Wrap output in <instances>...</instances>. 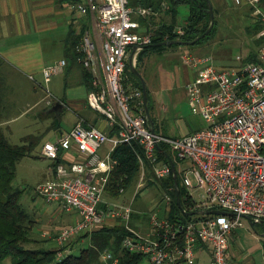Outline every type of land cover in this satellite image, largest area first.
<instances>
[{"label":"built area","instance_id":"built-area-1","mask_svg":"<svg viewBox=\"0 0 264 264\" xmlns=\"http://www.w3.org/2000/svg\"><path fill=\"white\" fill-rule=\"evenodd\" d=\"M132 1L79 0L72 5L78 14L90 15L93 26V38L84 34L79 46L83 54L80 60L92 75L93 89L87 101L116 129V134L110 136L98 127L78 122L56 140L44 142L41 154L54 162L53 175L37 184L35 191L45 202L77 214V219L55 237L59 245L80 232L121 221L130 232L123 238L122 248L145 255L148 264H203L195 260L199 246L211 251L210 262L204 264H230L232 230L242 225L245 216L252 223L264 221V44L258 51V61L240 68H217L210 56H183L184 62L198 72L184 87L192 112L204 119L205 126L178 137L156 129L152 132L155 124L144 113L143 92L132 86L126 88L123 81L128 49L137 46L140 50L152 42L151 33L139 32L136 16L149 17L158 10L132 5ZM261 1L232 0L235 5L252 6L253 14L264 25ZM176 33L183 34V27L178 26ZM259 36H264V27ZM66 63L61 59L44 67L45 82ZM134 143L142 151L137 154L139 174L134 187L147 181L146 161L152 165L155 179L173 175L169 159L163 162L157 156L159 150L167 153L161 148L163 144L180 162H189L180 173L193 208L220 209L233 215L204 213L183 222L170 221L154 211L146 232L135 228L130 223L131 205L105 197L114 168V150L121 144ZM103 145L109 146L106 160L99 153ZM64 152L71 155L68 163L61 158ZM125 191L121 186L120 196ZM163 200L169 202L170 195L164 193ZM100 260L103 264L119 262L109 250L101 252Z\"/></svg>","mask_w":264,"mask_h":264},{"label":"rangeland","instance_id":"rangeland-1","mask_svg":"<svg viewBox=\"0 0 264 264\" xmlns=\"http://www.w3.org/2000/svg\"><path fill=\"white\" fill-rule=\"evenodd\" d=\"M163 3L165 7L168 6L166 1ZM210 3L216 28L206 39L190 45L177 43L172 46L163 45L159 49L149 51L140 61H137V58L133 59L135 68L147 85L148 102L151 105L150 115L154 119L156 129L168 136H183L193 129L205 126L204 119L194 114L188 103L184 85L187 82L185 70L190 66L188 67L184 62L183 56H210L217 68H240L244 64L248 50L255 48L252 36L247 30L249 25L253 26L255 19L247 13L246 7L235 5L231 0H220V2L211 0ZM176 10V18L181 23L188 14L187 5H179ZM63 28L60 33L56 31V36L64 33L66 28L65 26ZM90 30L85 31L83 35L89 33L93 38V32ZM55 46L47 49L46 59L49 62L46 67L63 57ZM35 79L46 87L53 97L63 95L70 97L74 93L79 96L85 95L86 90L83 86L66 89L65 76L61 72L53 75L46 83L41 72L35 73ZM0 84L8 100L3 103V108L5 110L6 106L8 112L4 118L5 121L7 120L4 126L9 142L17 145L30 143L31 140L35 142L30 152L17 163L13 181L17 188L23 189L21 203L35 220L33 228L35 241L29 246L40 247L41 244L50 246L51 240L55 242L54 234H58L62 226L75 221L73 212L60 208L57 203L45 202L35 191L37 183L45 180L53 168V161L44 158L41 154V146L46 141H54L57 134L56 126L53 124L54 116L46 114L49 106L56 100H51V97L45 93L46 96L43 97V92L46 90L39 84V89L35 90L34 80L7 61L0 60ZM129 86H133L131 82L128 83ZM73 117L70 110L66 111L60 118L62 120L60 128L67 129L68 120H72ZM25 137H28L27 141ZM170 155L176 159L172 151ZM188 165V160L177 162L180 178V170L187 168ZM189 175L193 179L192 173ZM147 183L146 181L138 188L128 189L117 199L118 202L131 205L130 223L143 232L149 229L150 214L154 211L162 213L164 208L162 188L159 184L149 186ZM236 228L235 239L230 238L229 253L243 252L240 253L241 256H248L254 264H264V221L252 223L243 217L242 225ZM141 264H148L147 259Z\"/></svg>","mask_w":264,"mask_h":264},{"label":"trees","instance_id":"trees-1","mask_svg":"<svg viewBox=\"0 0 264 264\" xmlns=\"http://www.w3.org/2000/svg\"><path fill=\"white\" fill-rule=\"evenodd\" d=\"M79 0H72L76 3ZM166 1L168 6L162 8V2ZM135 0V4L152 7L154 10H166L171 14L169 23L163 22L158 28L152 32V42L155 41V36H160V40L181 39L183 41H191L200 34L204 33L209 24V2L211 0ZM186 4L189 6V13L183 24V34H177L176 29V8L179 5ZM248 10L247 13L254 17L255 23L252 27H247L254 41L255 48L249 49L243 63L250 61H258V51L264 44V36H259L264 25L259 18L253 14L254 8L248 4L242 5ZM260 7L264 11V0L261 1ZM156 15L149 17L154 18ZM146 19H142L145 21ZM214 25L211 31L203 38L192 43L197 44L206 39L216 28ZM85 26L80 30L75 28L69 29L66 38L64 39V57L69 61L68 70L77 68L80 72L82 83L86 86L88 91L93 89L92 75L80 60L82 52L79 49ZM147 44L137 53V61H140L145 54L153 49H159L161 46H151ZM171 44L170 46H172ZM190 45V44H187ZM124 84L128 88V83H132L135 87L142 91V84L140 80L132 72L130 65L126 63ZM3 86L0 84V264H103L100 260V254L104 250L111 251L114 256L119 259L118 264H141L145 255L140 253H133L122 248L121 243L125 236L130 232L125 228L121 221H117L113 225H102L93 229L92 231L80 232L66 243L59 245L56 241L51 240L50 246L31 247L34 239L33 234L35 227V220L31 213L21 203V196L23 189L17 188L13 181L16 173L17 163L26 156L35 142H25L17 145L9 142L5 132V117L7 116L6 106L4 110L3 103L6 100ZM143 99V96H142ZM149 99V98H148ZM149 101V100H148ZM49 106L46 114L54 116L53 124L59 127V119L53 114ZM149 112L151 111L150 102H148ZM55 112V111H54ZM152 120L153 117H152ZM154 122V121H153ZM155 124V123H154ZM156 129V125H155ZM199 129V128H197ZM157 130V129H156ZM196 129L191 130L193 132ZM25 141L28 137L24 138ZM169 155L170 151L167 147L161 144ZM142 153L138 144L132 145L121 144L112 154L114 161V168L112 169L105 188V197L111 200H116L120 197L119 189L124 186L125 189H130L137 182L139 174V161L137 154ZM159 160L168 162V158L162 151H157ZM173 160L175 169L177 158ZM180 162V161H179ZM146 179L149 186L159 184L164 193L170 195V201H164V208L161 217L167 218L170 221H189L199 216V214L188 215L186 212L196 211L193 208V202L188 196V192L176 169V177L178 180L179 198L183 205L181 209L176 199V187L174 185L173 175L166 178L155 179L152 172V165L146 161ZM57 233L54 234V238ZM49 240V239H48ZM59 252H62L59 256Z\"/></svg>","mask_w":264,"mask_h":264},{"label":"crops","instance_id":"crops-1","mask_svg":"<svg viewBox=\"0 0 264 264\" xmlns=\"http://www.w3.org/2000/svg\"><path fill=\"white\" fill-rule=\"evenodd\" d=\"M134 1L135 0L131 2L132 5H136ZM217 1L220 2V0ZM73 4L74 3H72V0H0V60L2 62L7 61L11 66L25 73L28 78L34 80L36 83V86L34 87L35 90L39 89V85L41 88L45 89L46 91L43 92V97L50 93L51 99L56 100V102H54L51 106L55 105L57 102L61 103V107L58 110L59 115L53 111V114L56 116V118L58 117L60 120L59 127L55 128L57 134L54 140H56L59 135L66 133L78 122H81L86 126L98 127L105 131L108 135L113 136L116 134V129L108 124L107 120L100 112L94 110L89 105L87 101V94L89 91L82 83L79 70L75 67L71 70H68V60L66 66H64L60 71L61 73H64L65 76L66 81L64 86L66 89L76 86H83L86 90L85 95L79 96L78 94L74 93L70 95V97L67 95L53 97L51 92L48 91L46 87H43V85L38 83L35 79L36 72H41L43 76V68L46 67L45 65H47L49 62L46 58H48L47 49L50 47L53 48L58 43V45L55 47L56 49L60 50L63 56L61 59H66L64 57L63 47L64 39L66 38L70 27L75 28L76 30H81L85 26L84 33L90 29V32H93L91 16L78 14L73 10ZM187 8L189 13L188 5ZM161 11L159 14L157 13L158 15L156 14L157 16H154V18L136 16V20H138L140 23L139 32L152 33L163 22L169 23L171 20V14L166 12V10ZM142 19L146 20L142 21ZM185 20L186 18L180 23L176 18V29L178 26H183ZM64 26L66 28L64 33L62 35L56 36V31L59 33L62 32ZM132 49L133 47H130L127 52L128 64ZM138 52L139 50L136 51L133 59L136 58ZM189 69L186 68L185 70V77L187 81L194 79L198 74L196 69L191 67H189ZM69 110L73 113L74 117L72 120H68V128L62 129L60 128V122L62 121L60 118H62L64 113ZM108 150V145H103L100 148L99 153L102 159H107ZM70 156V154L64 152L62 153L61 158L63 161L68 163L71 159ZM52 175L53 168L43 181L50 179ZM134 186L135 184L132 187ZM127 190L128 189H126V191ZM71 212H73L76 220V212ZM236 230L237 228L232 230L229 236V245L230 238L233 237L232 240L235 239ZM240 253L243 254V252L239 251L229 253L230 264H254V261L251 258L248 256L242 257ZM195 254V260L197 263H209L211 260V251L209 247L202 248L199 246Z\"/></svg>","mask_w":264,"mask_h":264},{"label":"water","instance_id":"water-1","mask_svg":"<svg viewBox=\"0 0 264 264\" xmlns=\"http://www.w3.org/2000/svg\"><path fill=\"white\" fill-rule=\"evenodd\" d=\"M209 8H208V14H209V24H208V27L207 29L205 30L204 33L200 34L199 36H197L196 38H194L193 40L191 41H183L181 39H173V40H160V36H155L153 38V40L155 41L154 43H151V46H163V45H171V44H192L196 41H198L200 38H203L206 34H208L213 25H214V15H213V8L211 6V3L209 2ZM138 50L137 46H133V49H132V52H131V56L129 58V65H130V68L132 70V72L135 74V76L140 80L141 84H142V92H143V104H144V113L146 115V117L148 118V121L152 124L153 123V120H152V117L150 115V112H149V107H148V92H147V85L144 81V78L143 76L140 74V72L135 68L134 64H133V57H134V54L136 53V51ZM61 107V103L57 102L55 105H53L51 107V110L52 111H55L57 115H59V108ZM151 131L152 132H155V128L154 127H151ZM158 149H161L159 146H158ZM62 149L59 150V154L61 153ZM165 156L169 159L170 163H171V166L173 168V178H174V185L176 187V199H177V203L179 205V207L181 209L184 210L183 208V205L180 201V198H179V189H178V180H177V177H176V173H175V167H174V163L173 161L169 158V155L167 153H165ZM223 214V213H226V214H229V215H233L232 212H227V211H224V210H220V209H212V210H199V211H192V212H186V214L188 215H193V214ZM250 222L251 219L249 216H245Z\"/></svg>","mask_w":264,"mask_h":264}]
</instances>
